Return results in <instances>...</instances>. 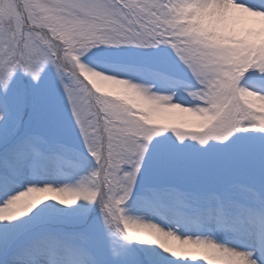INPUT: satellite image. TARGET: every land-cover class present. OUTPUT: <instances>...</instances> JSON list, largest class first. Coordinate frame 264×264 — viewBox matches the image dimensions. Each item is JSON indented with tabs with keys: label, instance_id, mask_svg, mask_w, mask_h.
<instances>
[{
	"label": "snow or ice",
	"instance_id": "1",
	"mask_svg": "<svg viewBox=\"0 0 264 264\" xmlns=\"http://www.w3.org/2000/svg\"><path fill=\"white\" fill-rule=\"evenodd\" d=\"M0 264H264V0H0Z\"/></svg>",
	"mask_w": 264,
	"mask_h": 264
}]
</instances>
